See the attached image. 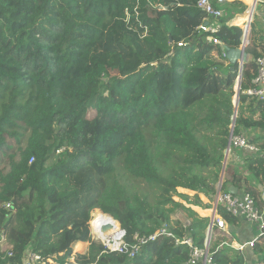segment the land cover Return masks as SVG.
I'll return each instance as SVG.
<instances>
[{
	"label": "trees",
	"instance_id": "1",
	"mask_svg": "<svg viewBox=\"0 0 264 264\" xmlns=\"http://www.w3.org/2000/svg\"><path fill=\"white\" fill-rule=\"evenodd\" d=\"M197 2L0 0V156L9 159V171L0 172V232L12 252L0 246V264L19 263L26 252L45 264H186L188 249L170 239L145 245L135 258L93 242L74 254L75 243L78 249L91 240L90 212L91 223L107 217L125 231L129 246L166 226L204 247L210 220L190 209L189 197L178 195L183 205L172 194L185 189L211 200L230 126L239 135L263 127L264 101L244 92L264 45L252 20L249 61L224 71L223 47L240 48L245 32L244 20L227 24L247 7L225 3L210 34L198 30L209 19ZM206 102L198 121L197 106ZM256 113L258 123L249 117ZM128 179L159 187L156 202L132 193ZM176 210L189 219L185 228L172 223ZM218 214L232 219L222 207ZM215 229L213 260L242 264L214 243Z\"/></svg>",
	"mask_w": 264,
	"mask_h": 264
},
{
	"label": "built area",
	"instance_id": "2",
	"mask_svg": "<svg viewBox=\"0 0 264 264\" xmlns=\"http://www.w3.org/2000/svg\"><path fill=\"white\" fill-rule=\"evenodd\" d=\"M263 0H252L254 8L257 4ZM227 3V0H198L197 7L202 10L208 17L205 22L198 28V30L210 34H214L220 28L217 23V19L223 16L222 7ZM216 5V7H215ZM230 25V24H227ZM247 31L244 32L243 44L247 45ZM181 45V44H180ZM253 87L249 88L244 94L250 98L258 101H264V55L256 59V73L252 81ZM239 92V90H238ZM234 126L230 127L227 147L225 151L229 153L231 149L248 150L251 153H260L264 158V149L259 150L257 147L251 145L248 140L242 136L234 134ZM264 189V188H263ZM262 190V189H261ZM216 197L214 201V208L212 216L209 218L210 225L207 232V239L204 247H198L194 244L193 240L187 236L182 238L176 237L172 234L166 226L161 227L154 233L147 236H134V244L129 246L125 242V231L121 229V237L117 241L103 242L93 235V228L91 226L92 237L95 242H100L104 252H116L119 254H127L130 258H135L142 247L155 242L159 239H170L174 241L175 246H183L188 249V260L186 264H218L216 263L210 251V236L214 225L218 228L222 235L228 236L229 232L226 229L224 220L216 215L218 208L222 207L224 211L231 218L244 219L249 223H257L260 233V238L264 241V191L260 194L261 198L253 197L251 194L245 192L241 197L233 196L230 193L221 192V184H218L216 190ZM9 207V205H7ZM187 225H184V228ZM7 243L6 235L4 232H0V246ZM8 246V245H7ZM221 246H228L235 248L239 251H243L244 247L239 245L233 246V243L223 242ZM250 248L254 246L253 243L248 245ZM8 257H12V252H7ZM49 262V261H48ZM9 264H45L43 263L40 255L36 253L26 252L21 262L9 263Z\"/></svg>",
	"mask_w": 264,
	"mask_h": 264
},
{
	"label": "crops",
	"instance_id": "3",
	"mask_svg": "<svg viewBox=\"0 0 264 264\" xmlns=\"http://www.w3.org/2000/svg\"><path fill=\"white\" fill-rule=\"evenodd\" d=\"M231 1L244 2L245 0H231ZM250 1L251 2L248 4L250 11L248 12L247 16L246 17L241 16L234 20V22H241L243 20L245 21L246 26L244 29L245 31H247L246 32L247 36L249 33V27L252 21V15L254 11V4L252 3V0ZM259 4H263L260 6L259 9L260 16H258V18H260L259 28L261 31L259 36H255L254 38L256 39V42H262V44L264 45V0ZM236 93H238V89L236 90ZM235 103H236L235 105H237V102ZM259 115L260 113H256L255 115L252 116L250 115L249 117L252 118L253 122L258 123L260 121ZM240 135L244 136L251 145L257 147L260 151L264 149V125L263 127L256 126L253 129H250L249 131L244 130ZM234 150L235 153L233 154L232 157V165H234L235 167L240 165L244 166L245 169L243 173L239 174L242 175L243 178H241L242 180L240 181L232 180V177L236 173L234 172V170H232L231 173L227 171V163H226L227 158H226V161H224L223 167L221 169L222 174L219 175V182L217 183V185H215V190H217L218 184H221L222 186V183H224L225 190L221 191L223 193L227 192L232 194L233 196L241 197L242 194L246 192V189H250L252 193H254L256 198H261L262 195L260 194L264 191L263 189L264 188V158L258 152L251 153L248 150H240V149H234ZM228 154L229 153H227V155ZM238 182L240 183L238 184ZM193 193H194V197H192L193 198L192 205H189L190 209L193 210L198 216L209 219L213 213L214 201L216 195H214L211 198V200H209L204 194H200V193L197 194L196 192ZM196 196L198 197V201L200 202V204L198 205L195 204L197 202L195 198ZM200 197L205 202H209V201L212 202L210 206L202 205ZM200 210L208 211V213L206 215H202L199 212ZM216 215L221 217L218 214V211ZM225 226L227 231L229 232L228 236L222 235L221 232L218 230V228L214 225V228L217 229V230L215 229V232L213 233L214 243H220V242L221 243L225 242L228 244L233 243V246L239 245L241 247H244L243 251H239L235 248L224 246L230 248V250L232 251L231 254L234 256L233 258H235L236 256H240L243 261L242 264H264V241L260 238V233L257 223H249L244 219L232 218L230 222L225 221ZM250 243H253L255 246L250 248L248 246Z\"/></svg>",
	"mask_w": 264,
	"mask_h": 264
},
{
	"label": "rangeland",
	"instance_id": "4",
	"mask_svg": "<svg viewBox=\"0 0 264 264\" xmlns=\"http://www.w3.org/2000/svg\"><path fill=\"white\" fill-rule=\"evenodd\" d=\"M227 1L229 2L231 0H227ZM241 3H243L247 7V12H245L241 16H245L246 17L247 14H248V12L250 11L249 5H247L245 3V1L244 2H241ZM261 5H263V4H257L256 7H255V9H254V11H253V15H252V20H253V36H256V34H260V31H261L260 28H259L260 18H258V16H260L259 15V9H260V6ZM233 22H234L233 20L230 21L228 23V24H230L229 26H235V25H233ZM244 26H246V24H244ZM249 59L250 58L247 57V61H249ZM228 66H230L228 64V62L227 63H224V68H223L224 71H227ZM237 89L238 88L236 87V90ZM235 102H236V97H235V99L233 101V105L234 106H236L235 105L236 104ZM207 108H208V103L207 102L204 103V104H201V105L197 106V109L195 111V117H196V119L198 121H200L201 119H203V117L206 115ZM233 109L235 110L234 107H233ZM91 115L92 114L90 112L89 113V117H91ZM208 135H210V133H208ZM210 139L213 141L214 140V137L213 136H210ZM24 145H25V140L23 139L22 142H21V147H24ZM13 153L15 154L14 160L17 161L18 160V152L11 151L9 154H13ZM234 153H235V150L234 149H231V151L229 152L228 155H227V152L226 151L223 152L224 160H223V163H222V167H223L224 161H226V158H227V161H226V163H227V171L229 173H231V171L234 170V172L236 174H241V173H243V171H244L245 168H244V166H241V165L240 166H236V167L234 165H232V157H233V154ZM57 154L58 153H56L55 155H57ZM176 170H177L176 171L177 173H181L180 168H176ZM8 171H9V159H8V156H0V172L6 174ZM169 174H170V172L167 173V177L169 176ZM220 174H222V170H221V173ZM127 185H128L129 190L132 193H134V194H136V195H138L140 197H145L147 199V201L149 203H151V204H154L156 202L155 200L157 199V197H159V195L161 193L159 187H157V186H151L150 184L144 183V182H136V181H133L132 179H128L127 180ZM187 191L188 190H185V189H182V190L181 189H177L176 194H172V193H170V194H172V198L174 199V201H179L183 205H186V202L183 199H181L180 197H178V195L181 194L183 196L189 197L190 198V203H192V201H193V198L192 197H194V193L193 192L192 193H187ZM200 200H201L202 205H204V206H206V205H209L210 206V204L212 203L210 201L209 202H205L201 197H200ZM7 205H9V204H5L4 205V209H7L8 210V209H10V206L8 207ZM202 208H204V207H202ZM92 216H93V212H90V216H89L90 217V220L88 219V223H89V221H91V222L94 221V219H93ZM104 219L105 220H108L107 217L104 218ZM104 219H101V220H104ZM171 221H172V223L179 222L182 225H188V223H189V219L187 218V216L185 215V213H183L180 210H176L172 214ZM91 225H93V223H91ZM116 230H117V228H116ZM112 231H113L114 234H116V232L118 230L115 231L114 229H112ZM93 234H94V231H93ZM90 236H91V233H90ZM91 242H93V241L90 240L89 242L85 243V247L84 248L83 247H79L78 249H80V250H78V249L75 248V247H77L76 246L77 243L74 244L72 246V249L74 251L73 253L74 254L75 253H83L84 251H86L88 249V247H89V245H90ZM93 243H95L98 246H101V243L100 242H95L94 241ZM7 244H8V246H7ZM8 248H10V245L7 242V243H4L3 244V247H1V250L2 251H6V250H8Z\"/></svg>",
	"mask_w": 264,
	"mask_h": 264
},
{
	"label": "bare ground",
	"instance_id": "5",
	"mask_svg": "<svg viewBox=\"0 0 264 264\" xmlns=\"http://www.w3.org/2000/svg\"><path fill=\"white\" fill-rule=\"evenodd\" d=\"M90 216V215H89ZM90 220V217H89ZM112 221V220H111ZM115 223L114 221H112ZM91 223V221H89ZM94 231V235L101 241L107 242V241H117L121 237V229L118 227V232L116 234L113 233L112 229L115 231V226L108 220H98L96 222H93V225H91ZM120 226V225H119ZM85 246H83L84 248Z\"/></svg>",
	"mask_w": 264,
	"mask_h": 264
},
{
	"label": "water",
	"instance_id": "6",
	"mask_svg": "<svg viewBox=\"0 0 264 264\" xmlns=\"http://www.w3.org/2000/svg\"><path fill=\"white\" fill-rule=\"evenodd\" d=\"M208 23L205 22V25ZM245 44H242L240 48L237 49H229L227 47H223L224 56L230 65V68L232 69L235 65H239V67H242L247 62V54L245 53ZM240 84V82H239ZM235 113L237 109V105L234 106Z\"/></svg>",
	"mask_w": 264,
	"mask_h": 264
},
{
	"label": "clouds",
	"instance_id": "7",
	"mask_svg": "<svg viewBox=\"0 0 264 264\" xmlns=\"http://www.w3.org/2000/svg\"><path fill=\"white\" fill-rule=\"evenodd\" d=\"M256 7V6H255ZM255 9V8H254ZM223 54H224V52H223ZM238 90H239V88H238ZM236 102H237V99H236ZM236 111H237V109H236ZM232 126V125H231ZM234 126V125H233ZM88 226H89V231H90V233H91V236H90V238H91V240L94 242V240H93V237H92V231H91V225H90V223H88ZM94 235V234H93ZM76 244V243H75ZM102 246V245H101ZM49 262H51V261H49Z\"/></svg>",
	"mask_w": 264,
	"mask_h": 264
}]
</instances>
